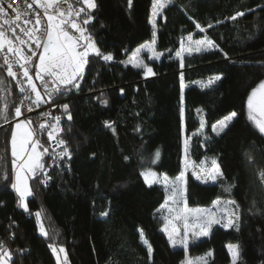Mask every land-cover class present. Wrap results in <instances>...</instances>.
I'll list each match as a JSON object with an SVG mask.
<instances>
[{"label": "trees", "instance_id": "obj_1", "mask_svg": "<svg viewBox=\"0 0 264 264\" xmlns=\"http://www.w3.org/2000/svg\"><path fill=\"white\" fill-rule=\"evenodd\" d=\"M73 4L85 9L84 18L91 15L86 27L100 52L122 62L113 65L92 53L74 81L78 87L70 85L63 95L49 98L50 88L46 92L41 85L50 100L69 98L68 110L41 136L43 167L30 178L27 210L18 206L11 187L13 122L4 125L0 118V242L11 251L12 262L56 264L49 247L54 244L65 247L69 264H181L185 250L174 248L160 228L165 188L147 184L141 173L157 150L161 156L152 166L170 175L182 172L184 138L200 128L201 109L207 136L194 134L190 155L195 161L216 160L223 175L202 183L189 172L187 201L206 205L216 197H235L241 225L239 231L216 227L191 249H212L207 264H230L226 243L239 242L237 264H264V179L259 175L264 172V133L246 114L248 96L264 81V0H173L158 21L157 46L168 52L152 62L154 75L148 76L127 61L136 46L152 37L153 0H95L94 9L83 0ZM236 12L245 14L230 19ZM12 24L1 23L0 29L15 42L25 38L20 52L34 57L33 33L21 22ZM190 34L206 35L218 47L177 57ZM6 69L0 53V110L7 109L9 121L22 95ZM216 75L222 79L208 87L197 84ZM232 111L237 115L227 129L213 134L212 125ZM50 132L67 143V168L53 166ZM45 172L49 183L43 181ZM229 186L231 191H225ZM36 211L47 236L39 234ZM140 230L152 248L151 258Z\"/></svg>", "mask_w": 264, "mask_h": 264}, {"label": "snow or ice", "instance_id": "obj_2", "mask_svg": "<svg viewBox=\"0 0 264 264\" xmlns=\"http://www.w3.org/2000/svg\"><path fill=\"white\" fill-rule=\"evenodd\" d=\"M38 3H40V7L45 9L44 15L47 16L48 19V25L46 29V42L43 44V51L39 55V63L35 65V77L36 79L40 80L41 83L44 84L45 91L48 92V81L46 80V77L52 78L53 88L51 92H48L49 98H51L52 94H58L63 95L65 91L68 90V86H75L78 87V85L74 84V81L78 78V75L80 74L81 70L83 69L84 65L88 62L87 57L89 56L90 52L95 53L97 56H100L104 61H111L113 59V56L111 53L102 54L100 50L96 47L95 42L92 40V37L90 35H86V29L78 26L74 20L71 21V27L76 29L77 32L80 33L79 40H84L85 45L83 46V50H78L79 47V40L74 39L71 35H69L68 31H65L62 25L68 24L70 21L64 19L65 13L63 11H60L58 13L59 22H55L57 20V16L49 15L48 9L54 8L58 3L59 0H38ZM83 3L87 5L88 9H94L96 7L95 0H83ZM170 3V0H153V15H156L158 10H163L168 4ZM31 7V5H29ZM70 9V6H69ZM82 12H85L84 8L79 9V11H76L73 13L71 9L68 12V16L72 17L73 15L76 17H79ZM5 13V8L2 4H0V15ZM244 12H236L235 15L230 17V19L235 20L239 16H243ZM19 19V15H17V20ZM92 20L91 15H88V18L83 21L84 24H88ZM29 21H25V23H28ZM3 23L10 24L11 21L4 20ZM36 23L39 24L40 20L37 18ZM196 27L200 29L201 32L204 31V29L197 24ZM209 28L212 27L211 24L208 25ZM14 31V29H13ZM21 31H24V29H21ZM31 34V32H29ZM155 35V33H154ZM4 36L5 33L3 30H0V49L4 46ZM189 43L193 46L188 49L189 52H192L193 50L196 52L201 51H207L211 50L214 47H218V45L215 44V42L208 37H204L202 39L193 40L192 36H188ZM23 43V41H21ZM37 45H40L39 39L36 41ZM155 43V40H153L151 43H145L144 45H141L140 48L136 50L137 53H139L142 49L148 48L149 50L152 49V45ZM183 48V44H182ZM15 51L18 54L17 63L19 61L23 60L24 63L20 64V68L22 69V75L26 78L25 83L27 84V88L20 87V92L25 93L26 91H31L32 93H35L36 99L33 101V103L38 104L41 102L42 97L40 91L37 90L36 84L33 82V76L29 73V68L27 65L32 62L31 56H25L20 53V49H14L11 43L9 42L8 52ZM32 56L36 55L35 52L31 54ZM226 55V54H225ZM159 54L154 53V58H158ZM176 56L180 57L181 52L177 51ZM128 63H131L134 67L138 68H144L145 69V76L148 75H154L153 70L148 65L144 64L143 61H141L136 54L133 55V57L128 61ZM4 64L7 65V73L9 76L15 78L17 76V72L13 71V65L9 63L8 59L4 60ZM181 66H183V63L181 61ZM222 79L221 75H216L209 79L208 84H211L214 80H220ZM181 80H183V74H181ZM64 86V87H60ZM184 85L181 83V88H183ZM103 103H107V101H103ZM248 104V115L249 119L254 121L255 125L259 129L261 133H264V81H261L260 84L257 86V88H254L250 95L248 96L247 100ZM63 108L65 111L68 110V105L64 104ZM29 111H31V108H29ZM259 113V118L257 117L256 113ZM22 115L21 108L16 107L15 108V116L19 117ZM181 115H183V108L181 109ZM237 114L235 112L230 113L228 116L224 117L222 120L217 121L216 124L212 125V131L219 135L220 133H223L227 127L229 126V122L232 121V119ZM0 118L4 119L5 122H8V115H7V109L0 110ZM68 120L71 121L72 117L69 114ZM59 117H56L57 122H59ZM31 123V121H20L15 124V128L12 131L11 134V152L12 156L19 159L20 163L17 165L16 160L13 161L14 167L16 168L15 173V182L12 183L11 187L19 194V200L21 206L24 208H27L26 198L33 195V192L31 188L28 185L27 177L25 176V172L31 173L33 176L36 175V171L38 169H42V165L40 164V157L41 153L37 151V147L39 142L35 141L33 142V132L29 130L28 125ZM108 124V122H106ZM108 126H111L108 124ZM55 127V126H53ZM204 127V124L201 123V128ZM40 128H44V125L41 124ZM19 130V139H18V132ZM49 138H52V133H49ZM59 143L61 145H65L63 151L60 153V156L63 157H70L71 153L69 149L66 146V142L64 140H60ZM29 146L31 150L29 151ZM44 152H47V149H44ZM159 150H157L154 154V160L152 161L155 163L156 160L159 158ZM127 159V157H126ZM212 164L214 165V169L212 172H209L207 176L203 177L205 181L212 180L216 181L218 177L222 176L223 173L220 171L219 166L216 162V160L212 161ZM142 176H144L145 181L148 183H151L152 180L156 178V173L151 171V169L144 171L141 173ZM261 179H264V172H261L260 174ZM151 178V179H150ZM197 179H201L200 176L196 177ZM4 179H7V176L5 175ZM184 179V172H181L179 176L175 178L174 181L171 182V188H172V196L169 197V199L173 200V203L176 202V197H182L184 189L181 188V182ZM164 181L166 184L169 183V178L167 175H164ZM46 182V180H45ZM225 191H231V186L225 188ZM167 203V202H166ZM214 204H218V201H214ZM231 205H235L236 207H239L236 205L235 201H229L228 202ZM169 211H174L173 209H169ZM178 215L175 217L177 220H183V233L182 238L176 239L174 238L175 235H181L180 230L173 225L171 232H169V241L172 244L173 247L176 245H182L184 248L188 247L189 244V233L194 238L199 237H207L209 236L213 226L215 225H222L224 228H234L236 231H239L240 229V223H239V217L235 215V213H232L230 217H220L218 218L217 213L211 209L204 210V209H196L193 213L195 216V222L189 223L188 222V216H187V206L185 204L184 210H177ZM103 216H107L108 212L101 213ZM36 216L39 220L40 213L37 212ZM167 219V218H165ZM222 220H225L222 224ZM165 231H168V227L166 226ZM39 231L47 236V232L45 231V228L42 223L39 224ZM140 237L143 244L147 246V251L149 254V257L151 258L152 254V248L148 244V241L144 238L143 231L140 230ZM49 247L52 248V251L55 253L57 252V248L50 245ZM229 251L232 256V264H237L238 258H239V246L238 245H229ZM59 252H65V249L63 247H60L58 249ZM207 256H211L212 253L209 252L206 254ZM12 259V254L9 251L3 250L2 242H0V264H9V261ZM67 257L65 256V260ZM187 264H191V262H187Z\"/></svg>", "mask_w": 264, "mask_h": 264}, {"label": "rangeland", "instance_id": "obj_3", "mask_svg": "<svg viewBox=\"0 0 264 264\" xmlns=\"http://www.w3.org/2000/svg\"><path fill=\"white\" fill-rule=\"evenodd\" d=\"M38 1V0H37ZM173 0H170V2H172ZM41 2H43V0H41ZM49 9H52V8H49ZM164 10V9H163ZM163 10H158L156 15H153V4H152V9H151V18H150V23L152 24V27H153V34H152V37L150 39H148L147 41H145L144 43L136 46L134 48V50L131 52L130 56L128 57V61L133 57L134 54H136L138 56V58L143 61L144 64L148 65L149 67L152 66V62L153 61H160L164 56L165 54L168 52V50H162V49H159L158 46H157V33H158V30L160 28V24H159V18L162 17L163 19ZM63 11V10H61ZM60 11H57V12H50L49 15H54V16H57V20L55 22H59V17H58V13ZM64 12V11H63ZM65 13V12H64ZM64 19L66 20H69L70 22L66 25H62V27L64 28L65 31H68L69 35H71L74 39H77L79 40V37H80V33L76 31V29L72 28L71 27V20L66 16H64ZM6 20L5 17L3 15H0V25L1 23H3V21ZM5 24V23H4ZM12 24V23H10ZM10 24H5V25H10ZM13 25V24H12ZM84 29H86V35H90L91 34L88 32L87 30V27H83ZM1 30V29H0ZM6 32V31H5ZM4 32V33H5ZM32 32V31H31ZM33 33V32H32ZM155 33V35H154ZM193 38V40H198V39H202L204 38L206 35H201V36H195L193 34H190ZM189 36V35H188ZM188 36L184 39L183 41V48L181 46V48L178 50L181 52V56L183 57L185 54H188V53H192V52H196V51H192V52H189L188 49L190 47H193L189 41H188ZM32 37V36H31ZM30 37V38H31ZM92 37V36H91ZM207 37V36H206ZM33 38V37H32ZM209 38V37H208ZM47 39V38H46ZM210 39V38H209ZM25 38H20L18 37V42H15L13 41L9 36L6 35L5 33V36H4V45L8 46L9 47V42L11 43V45L13 46L14 49H20L21 51L22 48L20 46V43L21 41H24ZM92 40L95 42V40L93 39L92 37ZM153 40H155V43L152 45V49L149 50L148 48H144L142 49L139 53L136 52V50L138 48H140L141 45H144L146 42L147 43H151ZM212 40V39H211ZM46 42V40H45ZM96 44V42H95ZM79 45L81 47L78 48V50H83V46L85 45V41L84 40H79ZM96 47L98 48L97 44H96ZM213 49V48H212ZM38 51V49H37ZM36 51V52H37ZM43 51V49H42ZM41 51V52H42ZM15 53V51H13ZM22 54V52H20ZM93 52H90V54H92ZM154 53L156 54H159L158 58H154ZM16 54V53H15ZM24 55V54H23ZM16 56L18 57V54H16ZM33 57H31L32 59ZM87 61H88V57H87ZM127 61V63H128ZM21 62H24L23 60H21ZM39 63V59H38V62L37 64ZM131 64V63H129ZM86 66H87V63L84 65L83 69L81 70L80 74L78 75V78H80V76L85 72L86 70ZM142 68V67H141ZM214 77V76H213ZM212 78V77H211ZM76 79V80H77ZM210 78L206 79V80H203V81H199L197 84H199L200 86L202 87H208L210 85H212L216 80H214L211 84H208V81H209ZM38 82H40V86H44L43 83H41L40 80L36 79ZM46 80L48 81V88H50V90H52L53 88V83H52V78L51 77H46ZM75 80V81H76ZM62 87V86H60ZM257 88V87H256ZM232 112H235V111H232ZM230 112V113H232ZM248 104L246 106V114H247V117L249 118V115H248ZM199 116H200V128L194 132L193 134L191 135H186V137L184 138V168L182 170V172H184V179L183 181L181 182V188L184 189L183 191V196L182 197H176V202L173 203V200L172 199H169V197L172 196V188H171V182L175 180V178L177 176H179V174H176V175H170L168 173H165V172H160L158 171L154 166H152L151 164H153V160H154V154L152 155V157L150 158L149 161L146 162V165L145 167H143V170L142 172L144 171H147L149 169H151V171L155 172L157 175H156V178L154 180H152L151 183H148L146 182L147 184H155V183H158V184H161L164 188H165V191H166V200L165 202L163 203L162 207H161V210H160V219H161V225H160V228L167 234L168 238H169V232H171V229L173 227V225H175V227L177 229L180 230V233L181 235H175L174 234V238L176 239H180L182 238V233H183V225H184V222L183 220H177L175 219V217L178 215V211L177 210H184L185 209V204L187 206V216H188V222L191 224V223H194L195 222V216L193 215L194 211L196 209H204V210H208V209H211L213 211H215L217 213V216L218 218L220 217H225V218H228L230 217V215L232 213H235L236 216L239 217V223L241 225V216H240V209L239 207H236L235 205H231L229 204L228 202L229 201H235L236 202V205H238L237 203V200L235 199V197H230L228 199H223V198H220V197H216L212 203L210 204H206V205H190L187 201V198H186V184H187V174L190 172L191 175L198 181L202 182V183H213V182H217V180L220 178L218 177L216 181H212V180H207L205 181V179H203V177L207 176V174L209 172H212L213 169H214V165L212 164V161L213 160H209V159H202L201 161H195L192 156L190 155V150H191V141H192V137L194 136V134H203L204 137H206L207 135L205 134V126H206V123H205V118H204V114H203V110H199ZM229 113V114H230ZM236 113V112H235ZM229 114L225 115L224 117L228 116ZM257 117L259 118V113L257 112L256 113ZM224 117H222L220 120H222ZM235 118V117H234ZM233 118V119H234ZM232 119V120H233ZM218 120V121H220ZM22 121V120H21ZM25 121V120H23ZM252 121V120H251ZM20 121H14V126H13V129L12 131L14 130L15 128V124L18 123ZM27 122V121H26ZM231 122V121H230ZM229 122V123H230ZM254 123V121H252ZM201 123L204 124V127L201 128ZM217 123V122H216ZM214 123V124H216ZM255 125V123H254ZM256 126V125H255ZM257 127V126H256ZM30 130V129H29ZM18 132V139H19V130H17ZM213 132V131H212ZM213 134H216L213 132ZM39 142L38 144V147H37V151L41 153V157H42V149L40 147V143H41V140H36ZM33 142L34 141V137H33ZM31 150L30 146H29V151ZM160 155H159V158L158 160L155 161V163H157L160 159V156H161V152H159ZM40 157V164H42V158ZM13 160H16V163L20 162L19 159L13 157ZM220 169V167H219ZM221 171V170H220ZM16 173V171H15ZM167 175V177L169 178V183L166 184L165 181H164V175ZM25 176L27 177V181H28V185L29 187L31 188L30 186V178L33 176L31 173H27L25 172ZM197 176H200L201 179H197L196 177ZM144 177V176H143ZM145 179V178H144ZM151 179V178H150ZM14 182H15V178H14ZM16 193V197H17V202H18V206L21 208V209H24V210H27L29 208L28 206V202H27V199L29 197L26 198V203H27V208H24L23 206H21L20 204V200H19V194L15 191ZM214 201H218L219 203L218 204H214L213 202ZM167 202V203H166ZM173 209L174 211H169V209ZM39 212V211H36V213ZM35 213V215H36ZM40 213V212H39ZM167 218V219H165ZM36 221H37V226H38V231H39V224L42 223V218H41V214H40V217H39V220L36 216ZM223 222H225V220H222V224ZM44 226V225H43ZM168 227V231H165V227ZM216 227H223L222 225H215L213 226L209 236L212 234V232L215 230ZM45 228V227H44ZM224 228V227H223ZM46 231V229H45ZM39 234L41 235H44L42 234L40 231H39ZM207 236V237H209ZM205 237H199V238H194L191 233H189V244H188V247L187 248H184L182 245H176L174 248H183L185 250V255H184V258L182 259L181 261V264H187V262H191V264H207L208 261L212 258V255H213V250L212 249H206V250H203V251H200V252H197V251H192V247L193 245L203 239ZM52 246L56 247L57 248V252H53L54 253V257L56 259V264H69V260H68V257H67V253H66V249L63 245H54V244H51ZM172 245V244H171ZM229 245H238L239 246V258H238V262H240L241 260V250H240V244L239 242H228L226 243V247L229 251ZM60 247H63L65 249V252H59L58 249ZM52 249V248H51ZM3 250H6V251H9L11 253V251L9 249H6V248H3ZM211 252L212 255L211 256H207L206 254ZM12 254V253H11ZM229 254L231 256V253L229 251ZM65 256L67 257V259L65 260ZM12 258H13V255H12ZM9 264H14L12 262V259L9 261ZM230 264H232V256H231V261H230Z\"/></svg>", "mask_w": 264, "mask_h": 264}, {"label": "built area", "instance_id": "obj_4", "mask_svg": "<svg viewBox=\"0 0 264 264\" xmlns=\"http://www.w3.org/2000/svg\"><path fill=\"white\" fill-rule=\"evenodd\" d=\"M0 4H2L5 8V13L2 15L6 20L11 21V23L21 22L25 24L33 32L36 41L37 39H39L40 41L38 51L32 58V62L29 63L27 67L29 68L30 75L33 76V82L38 87V91H40L42 97L41 102L37 106V104L33 103V101L36 99L35 93H32L31 91H26L25 93L20 92V87L27 88V84L25 83L26 78L23 77L22 69L20 68V64H23L24 62L19 61V63H17L18 57L16 56V54L14 52H8V46L4 45L3 48L0 49V53L4 60L8 59L9 63L13 65V71L17 72V76L13 79L17 85L19 93L22 95V100L16 106L21 108L22 115L19 117L15 116L14 110L12 119L8 122H5L4 125H8L9 123L18 120L31 121L30 125L33 132L34 141L41 140V136L45 132V128L50 124V122L55 120L56 117H59L62 114L63 105L69 99L62 98L57 100H50L44 93L42 87L35 77V65L38 62L39 55L43 49V44L45 43V40L47 38L46 29L48 25V19L47 16L44 15L45 9L40 7V4L37 0H0ZM29 5H31V7H29ZM69 6L73 13L83 8L81 5L75 6L73 4V0H59V3L54 8H52V11L57 12L63 10L66 16L71 21L74 20V22L82 28L86 27L88 24H84L83 21L87 18H84L81 14L79 17H76L74 15L72 17L68 16V12L70 10ZM47 11L49 14L50 11ZM17 15H19L18 20ZM37 18H39L40 20L39 24L36 23ZM25 21L29 22L25 23ZM112 56L113 59L111 61H107L108 63L113 65L121 64L122 61L119 57L114 55ZM29 108H31V111H29ZM41 124L44 125V128H40ZM60 140V137L53 136L52 138H50L47 144V149L52 155L53 166L58 169L67 168L69 166L70 159V157L68 156L63 158L60 156V153L65 147V145H61L59 143ZM45 180L46 183L51 182V177L47 172H45L43 176V181L45 182Z\"/></svg>", "mask_w": 264, "mask_h": 264}, {"label": "crops", "instance_id": "obj_5", "mask_svg": "<svg viewBox=\"0 0 264 264\" xmlns=\"http://www.w3.org/2000/svg\"><path fill=\"white\" fill-rule=\"evenodd\" d=\"M40 4V3H39ZM50 12H53L52 11V9H48ZM29 28V27H28ZM29 30H31L30 28H29ZM19 36V33H17V37ZM39 84H40V82H39ZM37 90H38V87H37ZM18 121H21V120H18ZM17 122V121H16ZM13 126H14V122H13ZM28 127H29V129H30V131H32V129H31V125L29 124L28 125ZM20 162H18V163H16L17 165L19 164ZM15 171H16V168H15ZM15 178V177H14Z\"/></svg>", "mask_w": 264, "mask_h": 264}, {"label": "water", "instance_id": "obj_6", "mask_svg": "<svg viewBox=\"0 0 264 264\" xmlns=\"http://www.w3.org/2000/svg\"><path fill=\"white\" fill-rule=\"evenodd\" d=\"M63 110H65V109L63 108Z\"/></svg>", "mask_w": 264, "mask_h": 264}]
</instances>
